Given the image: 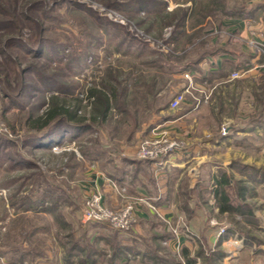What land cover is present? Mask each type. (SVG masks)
<instances>
[{
  "label": "rangeland",
  "instance_id": "obj_1",
  "mask_svg": "<svg viewBox=\"0 0 264 264\" xmlns=\"http://www.w3.org/2000/svg\"><path fill=\"white\" fill-rule=\"evenodd\" d=\"M128 1L130 0H0L8 11L12 10L9 2H17L23 11L32 3L37 5L35 10L26 12L36 22L20 21L18 36L26 42L37 41L38 27L42 25L46 29L42 36L47 44L43 54L55 53L59 50L58 44L65 45L66 54L76 50L77 56H81L83 46H87L86 50H89L84 62L78 65L74 61L72 68L67 69L64 62L48 60L45 55L31 57L21 49H4L7 53L16 51L20 57L18 71L13 73L10 70L11 63L4 60L6 53L1 44L12 33L9 29L0 28V52L5 53H0V81L4 88L10 86L9 97L0 93V124L5 128L0 130V135L10 142L0 148V247L6 249L7 246L24 244L27 249L41 250L52 257L47 261L41 256L36 259L38 264H74L66 263L63 259V256H68L69 244L78 240L81 235L89 239L90 234H93L89 242H94V247H91L94 252L91 254H94L97 262H108L110 259L108 264H131V259H117L110 245L118 241L123 244L124 238L130 235L133 236L132 240L138 242V246L148 244L146 249H155L157 258L152 260V257L140 255V261L134 259L135 264H184L180 254L187 247L184 244L186 241L191 246L188 250L195 256L196 264H202L204 258L213 252L221 253V256L212 261L214 264H261L264 251V205L259 198L264 197V148L260 145L255 147L260 141L250 140L251 145L241 143L236 149L227 152L223 150L221 158L219 151L206 150L207 161L194 166V171L198 177L201 175L210 182L199 186L197 182L190 183L188 175L184 174L178 183L182 194L176 199L179 205L173 215L163 214L148 198L134 197L133 193H130L132 196L127 195L117 189L123 195L119 206L127 202H133L134 205V221L129 229H111L117 232L116 238L112 239V232L107 230L106 225L82 221L81 208L89 194L95 170L104 166L101 160L95 165L89 159H80V150H92L96 145L95 139L99 142L96 147L102 148V144L109 146L113 155L106 156L112 157L118 152L122 154L127 147H135L137 151L144 138L162 136L183 142L184 150L180 154H186L190 146L188 140L192 138H188L190 126H194L197 133L210 132V136L216 137V132L225 134L230 126L242 128L258 119L261 121L262 118V122L257 121L258 125L264 123V71L258 70L254 78H251L253 74H246L240 76V79H231L232 86L226 89L214 88L213 82H203V90L193 86L188 91L185 90V79H181L180 74L177 75L205 52L212 51L219 45L233 50L244 45L252 52L246 43L251 38L250 32L264 33V30L253 27L256 25L255 20L247 18L246 25L250 28L247 37L242 39L236 28L229 24L235 18H243L242 14L245 15L244 18L249 16L245 14L250 8L248 0H166L164 12L150 14H144L143 10L127 11L115 5ZM175 6L188 7L180 26L175 25L171 15L167 14ZM262 17L264 21V15ZM6 19L8 15L0 14V20ZM175 30L179 32L176 31L174 38ZM27 66H31L32 70L38 71L43 77L67 86L68 90L72 89L73 96L82 99L78 111L80 115L89 108L84 100L87 89L102 78L109 80L113 77L119 84L127 86L124 104L126 110L121 115L119 110H112L110 122L95 129L96 131L79 133L72 139L68 135L65 141L55 144L58 146L56 150H32L28 143L31 135L26 118L28 112L37 115L43 111L45 106L42 101L45 95L33 91V87L42 86L33 71L25 73L23 93L15 97L21 69ZM183 84L186 87L181 90ZM182 91L185 92L184 101L178 107L171 108L170 101ZM191 109L196 113L184 122L179 134L155 131L146 135L145 132L153 122H157V117L162 113L177 116ZM120 119H126V122H119ZM202 139L204 136L200 138ZM224 155L227 160H224ZM10 156L20 161L27 158V162L32 164L29 167H11ZM221 159L225 166H220ZM115 164L120 165V159ZM106 167L111 169L110 164ZM224 176L227 183L223 188L231 201L235 202V182L245 185L244 200L256 208L257 215L243 216L235 211L220 210L217 198L219 193H215V190L218 187L217 181L225 178ZM189 184L194 186L190 191L187 189ZM201 185H205V191L200 188ZM53 190H60L62 198L70 196L69 199H64L63 205H59L61 215L59 210L55 215H37L34 211L23 213L24 207L29 206L36 195L51 197L49 193ZM54 192L57 194V191ZM188 201L201 205L198 214H194ZM141 209L143 213L146 209L150 210L154 213V218L141 223L142 219L137 215V211ZM222 227L224 231L218 234ZM34 228L38 231L31 236ZM168 234L171 237L168 238ZM154 235L161 239H153ZM108 237L109 239H104ZM169 242L174 249H170ZM199 250L203 251L202 256L195 255ZM84 251H80L81 254L74 261L79 262ZM9 254L11 253L0 257V264H20L8 263L5 256Z\"/></svg>",
  "mask_w": 264,
  "mask_h": 264
},
{
  "label": "trees",
  "instance_id": "obj_2",
  "mask_svg": "<svg viewBox=\"0 0 264 264\" xmlns=\"http://www.w3.org/2000/svg\"><path fill=\"white\" fill-rule=\"evenodd\" d=\"M14 1V0H13ZM14 3V4H13ZM9 2L8 4H11L12 10L8 11L5 9V6H3L0 3V14L1 15H8V19L6 20H0V28L1 29H9V32L12 33L11 35L7 36L2 42V46L4 49L13 48L15 49H21L22 51L29 53L31 57L36 56H42L45 55L48 60H57V62L61 63L64 62L65 68L69 69L73 62L76 61L78 65H80L81 62H84L86 55L89 53V50H86V47L83 46V50L81 52V56H77L76 50L74 52H71L70 54H66L65 52V45L58 44L59 47L55 53L53 54H43V49L47 47L46 40L42 36V33L46 31L45 28L42 27V25H39L38 27V38L37 41L32 42H26L25 40L21 39L20 36V21L25 22H36L35 19H33L32 16L26 14L29 13L32 10H35L37 5L35 3H32L31 5L27 6L26 10L23 11L20 9L17 5V2ZM16 3V4H15ZM166 0H130L127 3L124 2V4L117 3L115 4L117 8H121L127 11L132 12H138L142 11L144 14H150V13H161L165 11L166 7ZM36 5V6H35ZM122 6V7H121ZM40 7V6H39ZM20 9V10H19ZM24 9V8H23ZM188 7L186 6H175L171 10L167 12V14L171 15V19L173 20V23L175 25L180 26L181 22L184 21V18L187 15ZM180 11V13L177 14V12ZM241 10L240 12H242ZM251 10L249 8L248 11L245 12V14L251 15ZM243 17L245 16L242 14ZM48 17V14L46 18ZM20 25V26H19ZM12 29V30H11ZM177 30H175L173 37L175 38V33ZM179 32V31H177ZM16 34V35H14ZM36 49L34 50V48ZM49 47V46H48ZM5 51V50H4ZM4 53V52H0ZM6 53V54H5ZM5 62L11 63L12 72L15 73L18 71V66L21 64L20 57L17 54L16 51H10L7 53L5 51ZM65 53V54H64ZM68 53V52H67ZM212 53V51H207L203 55L200 56L191 66H187L185 70H193L195 66L198 65V63L205 57L207 54ZM14 56H10V55ZM65 55V58L63 59V56ZM48 57H51L52 59H49ZM2 63L4 62L1 60ZM72 68V67H71ZM107 68V66H106ZM35 72L37 74V78L39 81H41L42 86H35L33 87L34 92H39L40 94L45 95L43 97V105L45 106L43 111L40 114L33 115V113L28 112L27 118H26V125L28 128V131L30 132V139L29 142L31 149H42V150H49L51 151L52 147L58 142L62 143L65 141V138L68 137V135L72 138L77 137V135L80 133H86L88 131H92L95 129H100L99 127L108 124L112 118V110L117 109L120 111V115L125 112L126 108L124 106L125 98H126V90L127 86L123 84H119V82L116 81L115 78L110 77L109 80H106L102 78L98 83H93L86 91V96L84 98L85 102H87V108L84 110L83 114L80 115L78 112L82 99L78 98L77 96H73L72 89L68 90V87H64L62 84H59L56 81L51 80L49 77H43V75H40L36 70H32L31 66H27V68L21 69V78L19 82V87L17 92H15V97H18V95H21L23 93V87H24V75L27 72ZM13 72V73H14ZM4 75L7 76L6 73ZM43 78H46L47 80H44ZM8 85V84H7ZM7 88L3 87V82L0 81V93L3 94L4 97H9V85L5 86ZM47 95V96H46ZM14 97V98H15ZM126 122V119H120L119 122ZM256 121V120H255ZM150 129V127L148 128ZM96 131V130H95ZM3 136L0 135V148H2L8 140L3 139ZM127 137H130L127 135ZM128 140L130 138H127ZM12 142V141H11ZM94 142L96 143L95 147L90 149H82L80 150V159H89L94 164H97L99 160L103 161V167H101L102 170H104L107 175L111 178H113L115 181L119 182L123 180L124 171L123 168L126 164L132 163L133 166L137 167L141 162H148L150 160L146 159H130L126 158L123 154L118 152L114 157L112 156H106L108 154L113 155V152L108 149L109 146L102 144V148L96 147L98 142V139H95ZM10 144V142H8ZM74 156V153H72ZM106 156V157H105ZM75 157V156H74ZM11 160V167L18 166V165H26L27 167L30 166V162L27 158H23V160L20 161L14 159L12 156L9 157ZM120 159L121 164L117 165L115 164L116 160ZM110 164L111 169H107L106 165ZM112 164V165H111ZM69 166V165H68ZM226 176V175H225ZM224 176V177H225ZM217 190H215V193H219V196L217 197L220 203V210L223 212H229V211H235L236 213H239L240 215L246 216L248 213V205L244 200V191L246 189L245 185L238 184L239 182H235L233 188H234V194H235V202H232L230 196L225 192L224 184L227 183V179L221 178L217 181ZM57 191V194H55ZM60 190H53L49 193L50 196L43 197L42 194L36 195L35 199H31L29 202V206L24 207L23 213H28L31 211H34L36 213L34 214H53L58 212L61 215V208L59 205H63L64 199L68 198L69 195L66 196V198H62V194L59 192ZM217 196V195H216ZM51 199V201L49 200ZM73 201V200H72ZM66 205V204H65ZM32 213V212H31ZM55 217V216H54ZM108 231H111V228L108 227ZM38 229L34 228L31 231V236H34ZM111 238L113 239L116 236V231H111ZM84 234V233H83ZM85 235V234H84ZM87 235V234H86ZM91 236L93 234H90ZM86 239V236H82L78 240H73L69 244V248L67 249V253L69 254L73 250H79L84 251L82 253L83 257L80 258L81 264H87L90 262L96 263V259L93 258L94 254H91L94 252V250L91 248L93 245V241L89 242L92 238ZM84 237V238H83ZM88 237V236H87ZM153 239H161L158 235L152 236ZM166 237V236H165ZM167 237H171L169 234ZM166 237V238H167ZM116 238V237H115ZM165 238V239H166ZM104 239H109L104 238ZM84 241V242H83ZM121 242L118 241L117 243L110 244L114 250L113 255H116L117 259L124 257L126 254L124 253V249H126L123 244H120ZM143 246V245H142ZM146 246L148 244L144 245L142 250L141 246H138V242L136 240H133L132 245L130 247H127V249L130 252H133L135 254L136 252H140L141 255H147L149 258L152 257V260H157L155 257V249H146ZM94 247V246H93ZM152 247V246H151ZM148 248V247H147ZM92 249V251H91ZM150 251V252H149ZM7 253H11L15 257L13 258L11 254L9 256H5L8 263H20V264H35V260L41 256L44 255V251L41 250H33V249H27L26 245L21 244L17 245L16 247L7 246L6 249L0 247V257H3ZM151 253V254H149ZM81 254V253H78ZM124 255V256H123ZM182 258L184 259V264H196L195 256L193 257V254L190 253L187 247H184L181 251ZM196 256H202L203 251L199 250L197 253H195ZM217 256H221L220 252H213L208 257H203L204 262L202 264H214V259ZM115 257V256H114ZM93 258V259H92ZM129 259V258H127ZM26 260V261H25ZM161 261H164L160 259ZM111 260L109 259L108 262ZM261 264H264V251H263V259L261 261Z\"/></svg>",
  "mask_w": 264,
  "mask_h": 264
},
{
  "label": "crops",
  "instance_id": "obj_3",
  "mask_svg": "<svg viewBox=\"0 0 264 264\" xmlns=\"http://www.w3.org/2000/svg\"><path fill=\"white\" fill-rule=\"evenodd\" d=\"M248 3L250 4V10L251 15H249L246 18H235L230 21L229 24L233 26V28H236L239 37L244 39L247 37L248 29L250 26L246 25L247 18L250 20H255L253 27L261 28L264 30V21L262 15H264V0H248ZM261 14V15H260ZM252 17V18H249ZM249 51V52H248ZM258 62H260V56L259 54L255 52H251L247 48H245L244 45L237 49H227L226 47H223L222 45L217 46L216 49L212 50V53L207 54L197 65L196 68L193 70H185L182 73H178L179 77L182 79H185L186 86L191 82L197 89H204L203 82L205 83H211L213 82L214 88H220V89H226L228 87L232 86V80L230 79L229 75L233 70L237 69H246V72L243 75L250 74L252 75L251 78H254L256 76V73L258 70L264 71L263 68H261L258 65ZM187 75V76H186ZM250 77V76H249ZM212 79V80H211ZM240 79L236 78L233 79L237 80ZM231 82V83H230ZM184 83V84H185ZM183 84V85H184ZM185 85L181 87V90L186 87ZM195 110L191 109L188 112L181 113L177 116H168L164 113L161 114V116L157 117V122H153L150 129H148L145 133L146 135H151L157 132H177L178 134L183 129L184 122L188 120V118L191 117V115ZM258 122H262L259 119ZM251 122L248 123L247 126L242 128H236L233 126H230L227 128V131L225 134H219L215 133L216 137L210 136V132H205L203 134L197 133L196 128H193L194 126H190L188 129V138L190 146L187 148L186 154H171L169 156H165L164 158H160L157 160H150L147 163L141 162L137 167L133 166L132 163H128L124 166L123 171V180L117 182L113 178L109 177L107 173L102 170L98 169L95 170L94 178L92 179L93 182L99 184L101 186L102 192H103V202L105 205H107L110 208H116L121 204V197L123 196L118 190L111 184L110 181H113L118 188H124L125 194L133 193L134 197H145L150 200L153 204H155L159 210L169 216L173 215L175 213L176 207H178L177 198L180 197V188L178 187L179 181L183 178L184 174L188 175V178L190 179V183H198L200 184H207L210 182L208 178H204L203 176H197V173L194 171V166H200L205 161H207L206 156V150L213 149L216 152H220V158L222 157V152L225 150L226 152L228 150L236 149L239 144L245 143L247 145H251L250 140L252 141H260L261 143L258 144L259 147L262 146V149L264 148V123H261V125H258V122ZM176 128H180L179 130ZM185 130V129H184ZM247 131V132H246ZM191 134L193 136H191ZM204 136V139L200 140L202 136ZM256 145V144H255ZM254 146V144H253ZM212 147V148H211ZM225 153V152H224ZM122 154L126 158L130 159H136L139 160L136 157V149L134 148H125ZM224 160H227L226 155ZM224 160L221 159L222 162H220V166H225ZM96 165V164H95ZM189 173H191L189 175ZM208 179V180H205ZM196 185L197 187H199ZM205 185L200 188L205 191ZM193 185L189 184L187 186V189L190 191L193 189ZM262 186H260L261 188ZM203 191V192H204ZM202 192V193H203ZM201 195V194H200ZM203 195V194H202ZM201 195V196H202ZM132 196V195H131ZM200 196V197H201ZM204 196V195H203ZM202 196V197H203ZM259 200L264 205V197L259 198ZM189 202V201H188ZM197 203V202H196ZM192 205V206H191ZM248 205V213L247 215H257L256 208L254 206ZM189 206L192 207L194 214L200 212L201 205H194L189 202ZM146 208V207H144ZM150 210L146 209V212L143 213L142 209L137 211V215L141 217V223L144 220L147 222V220L151 219V217L154 218V213H150ZM139 227V226H138ZM137 227V230L140 229ZM133 236H126L124 240L122 241L123 246L126 247L124 249V253L126 254L123 258L127 260V258L131 259V264L134 263V259L136 261H140V252H136L134 255L127 249V247H130L132 244ZM135 240V239H134ZM187 242V241H186ZM186 242H184L185 246L189 249L191 246H189ZM170 249H174L171 242H169ZM142 248L143 247H138ZM173 251V250H172ZM174 252V251H173ZM80 253L79 250H73L68 254L70 258H65L63 256V259L66 260V263H78L77 260L74 261V259L77 258V256ZM175 253V252H174ZM132 255V256H131ZM43 257L48 261L52 257L50 254L45 253ZM79 257V256H78ZM94 258V257H93ZM92 258V259H93ZM121 258V259H123ZM37 259H40L37 258ZM68 259V260H67ZM80 261V259H79ZM135 261V262H136ZM35 264H38V260H35ZM87 264H93V262L87 263ZM94 264H108L107 261H100L96 262ZM141 264V263H140Z\"/></svg>",
  "mask_w": 264,
  "mask_h": 264
},
{
  "label": "built area",
  "instance_id": "obj_4",
  "mask_svg": "<svg viewBox=\"0 0 264 264\" xmlns=\"http://www.w3.org/2000/svg\"><path fill=\"white\" fill-rule=\"evenodd\" d=\"M251 38L246 40L247 46L260 56V62L258 65L264 69V33L263 32H250ZM246 72V69L233 70L229 77L230 79L238 78ZM187 76V75H186ZM194 85L189 82L186 89ZM185 92H178L170 101V107H178L185 99ZM5 130L0 124V130ZM58 146L54 145L53 150H56ZM184 150V143L180 140L168 139L165 137L159 138H144L137 147L136 157L138 159L157 160L171 154H180ZM111 184L121 191H125L124 188H118L117 185L110 181ZM121 193V192H120ZM1 195V193H0ZM142 200V198H140ZM147 203V202H146ZM151 208L156 209L154 205L147 203ZM81 219L83 222L89 223H102L107 227L125 231L129 229L134 221V205L133 202H127L117 208H110L103 202V192L101 186L95 182H92L88 196L85 198L83 206L81 208ZM224 228H220L218 234H221ZM177 234V231H175Z\"/></svg>",
  "mask_w": 264,
  "mask_h": 264
}]
</instances>
